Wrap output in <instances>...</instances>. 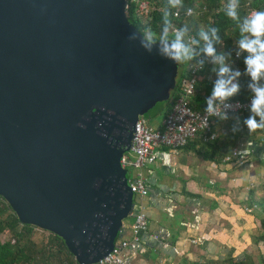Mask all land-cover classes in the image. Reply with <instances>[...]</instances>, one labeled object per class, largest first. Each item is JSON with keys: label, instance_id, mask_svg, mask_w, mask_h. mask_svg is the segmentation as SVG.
Wrapping results in <instances>:
<instances>
[{"label": "water", "instance_id": "1", "mask_svg": "<svg viewBox=\"0 0 264 264\" xmlns=\"http://www.w3.org/2000/svg\"><path fill=\"white\" fill-rule=\"evenodd\" d=\"M128 0H0V196L97 264L137 212L120 159L180 64L130 46Z\"/></svg>", "mask_w": 264, "mask_h": 264}, {"label": "crops", "instance_id": "2", "mask_svg": "<svg viewBox=\"0 0 264 264\" xmlns=\"http://www.w3.org/2000/svg\"><path fill=\"white\" fill-rule=\"evenodd\" d=\"M184 64L188 70L191 62ZM152 117L146 123L160 126L163 116ZM234 123V117L213 123L217 144L196 138L178 152L156 149L155 162L142 169L148 194L134 196L136 208L147 216V230L126 252L131 264L243 259L252 246L264 247L263 241H253L260 235L264 209L245 211L251 192L264 199V134L250 140L244 131H232ZM233 148L247 153L243 164L225 161ZM131 224L132 218L124 224L122 239L131 238Z\"/></svg>", "mask_w": 264, "mask_h": 264}, {"label": "trees", "instance_id": "3", "mask_svg": "<svg viewBox=\"0 0 264 264\" xmlns=\"http://www.w3.org/2000/svg\"><path fill=\"white\" fill-rule=\"evenodd\" d=\"M183 7L171 8L168 5V0H152V5L156 10L151 11L146 17L147 22L142 21L135 11L133 3L128 2L126 8V15L129 22L135 27L137 31L143 32L145 29H152L156 34H159L163 13L168 10L171 12L170 19L175 27H185L187 24L188 34L194 38H198V32L203 28L207 30L210 27H215L219 30L221 42L216 44L217 53L225 52L231 53L228 63L234 69L241 71L239 78L240 91L232 97L231 100L246 101L251 97V92L247 85L250 82V78L244 74L245 65L243 63L244 56L241 54L236 58L237 45L236 41L240 38V32L236 21L226 16L224 8L228 3V0H182ZM196 4H199L196 7ZM188 7H195L196 18H185L180 16L179 18L173 17V12L178 10L180 13L184 12ZM264 11V0H240V7L238 9L240 18L243 19L250 11ZM202 11V14L199 15ZM197 50L198 49V46ZM202 59H205L204 66L197 73V81L195 84V92L191 97L189 105L191 108L202 112L207 107L206 98L211 95V91L216 79V73L213 71V65L201 55ZM188 75V70L185 68V64H180L177 77V85L173 90L169 101L161 104L150 116L143 117L149 118L161 112L164 117L167 115L173 107V104L178 96L181 78ZM250 115L248 110L243 116H240V123L243 124V120ZM235 117V116H234ZM221 120H213V123ZM244 125V124H243ZM245 126V125H244ZM246 127V126H245ZM243 135H246L248 139L252 140L256 135L263 133L264 128H258L252 132H249L248 128L239 130ZM264 139H262V142ZM234 143V142H233ZM217 144L216 141L212 145ZM211 145V146H212ZM248 207L251 208L259 206L264 209V199L258 200L255 198L254 193L251 192L248 199ZM264 211V210H263ZM261 227L264 230V218L261 220ZM38 231H42L40 238L35 237L40 234ZM2 233H7V237L1 239L0 237V264H78L73 255L68 251L63 239L58 235L37 228L29 224H22L18 220L17 216L6 202V200L0 196V236ZM259 241L264 242V233L260 234L255 240V243ZM189 264H255L248 256L243 259H236L233 257H225L224 259L208 260L203 259L196 262H190Z\"/></svg>", "mask_w": 264, "mask_h": 264}, {"label": "clouds", "instance_id": "4", "mask_svg": "<svg viewBox=\"0 0 264 264\" xmlns=\"http://www.w3.org/2000/svg\"><path fill=\"white\" fill-rule=\"evenodd\" d=\"M171 8L183 7L182 0H168ZM240 0H228L224 8L227 17L238 24L240 38L236 41V55L246 54L243 63L245 65L244 74L250 78L247 87L251 92V102L249 105L250 115L243 120V124L252 132L258 128H264V11H252L248 15L240 18L238 9ZM192 9L187 10L191 14ZM171 12L166 10L163 13L162 25L159 34L152 29L133 31L126 40L130 46L133 42L151 53L155 48L159 55L177 64L192 62L201 55L214 67L216 79L211 91V95L206 98L207 107L205 112L208 116H216L221 120L229 119L228 112L235 111L239 105L229 103V100L240 91L239 78L241 71L234 69L228 63L231 53H217L216 44L221 42L219 30L210 27L207 30L201 29L198 38H190L188 28L175 27L170 19ZM194 46H198L194 47ZM205 59L197 60V64L204 66ZM259 117V120H257ZM235 123L232 131L240 130V117H234Z\"/></svg>", "mask_w": 264, "mask_h": 264}, {"label": "built area", "instance_id": "5", "mask_svg": "<svg viewBox=\"0 0 264 264\" xmlns=\"http://www.w3.org/2000/svg\"><path fill=\"white\" fill-rule=\"evenodd\" d=\"M128 2L134 4L136 13L141 16L142 21L145 23L149 13L156 10L152 5V0H128ZM198 6L199 4H196V7ZM189 8L192 9L190 15L187 14ZM253 11L257 10L253 9ZM198 14L201 15L202 11ZM193 15H196L195 7H188L182 13L178 10L173 12V17L175 18L180 16L189 18ZM189 37L192 38L193 36L189 35ZM236 58H238L237 55ZM199 59H202V57L200 56L191 62L188 68V75L181 78L178 96L172 110L163 117L160 126H152L142 118L135 125L130 151L123 154L120 159L123 167L131 166L135 170L134 175L132 177L129 176V184L134 196L144 197L148 194L147 182L142 169L147 164L155 162L157 148L166 147L172 152H178L196 138H201L204 142H211L216 139V134L212 130L213 120L221 119L216 116H208L205 110L198 112V110L191 108L189 105L190 99L195 92L197 73L200 69V65L197 64ZM250 102L251 97L246 101L230 99L229 103L239 106L235 111L228 112L229 119L221 121H228L234 116H243L249 110ZM244 128L245 126L240 123V130ZM246 158V152L241 153L239 149L233 148L231 155L226 157L225 161L235 159L239 164H243ZM253 209H255V206L248 207L245 211L251 213ZM146 230L147 216L141 209L137 208V212L132 214L131 238L126 240L121 237L112 252L97 264H131L126 252H131V250L135 249L139 234Z\"/></svg>", "mask_w": 264, "mask_h": 264}, {"label": "rangeland", "instance_id": "6", "mask_svg": "<svg viewBox=\"0 0 264 264\" xmlns=\"http://www.w3.org/2000/svg\"><path fill=\"white\" fill-rule=\"evenodd\" d=\"M194 19L196 18V16H192ZM186 26H187V24H186ZM157 117L158 118H160L161 116H162V114H161V112H157ZM153 119H154V117H152V118H144L143 120L145 121V122H152L153 121ZM126 171H127V173H128V175L130 176V177H132L133 175H134V168L133 167H131V166H127L126 167ZM124 224H130V219H127V220H125L124 221ZM260 230H262V227H260ZM259 230V234H261V233H264V230H262V231H260ZM40 234H38V236L37 237H35L36 239H38V238H40V236L42 235V234H45L46 235V233H44V232H42V231H38ZM1 239H4L5 237H7V233H2L1 234ZM251 239H252V237H251ZM254 240V239H253ZM259 241V240H258ZM261 245V244H260ZM245 256H248L255 264H264V247L262 246L261 248L260 247H257L256 245L255 246H252V248L250 249V251H248V253L246 254L245 253ZM233 258H236V257H233ZM236 259H238L239 260V258H236Z\"/></svg>", "mask_w": 264, "mask_h": 264}]
</instances>
